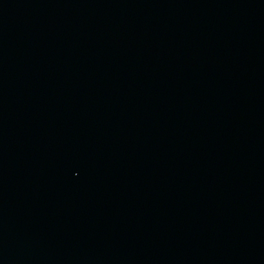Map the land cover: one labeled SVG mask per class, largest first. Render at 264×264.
Instances as JSON below:
<instances>
[{
    "label": "water",
    "instance_id": "1",
    "mask_svg": "<svg viewBox=\"0 0 264 264\" xmlns=\"http://www.w3.org/2000/svg\"><path fill=\"white\" fill-rule=\"evenodd\" d=\"M0 264H264V0H0Z\"/></svg>",
    "mask_w": 264,
    "mask_h": 264
}]
</instances>
